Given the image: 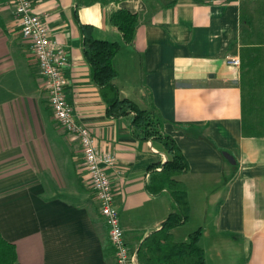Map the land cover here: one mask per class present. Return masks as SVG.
I'll use <instances>...</instances> for the list:
<instances>
[{"label":"crops","instance_id":"crops-1","mask_svg":"<svg viewBox=\"0 0 264 264\" xmlns=\"http://www.w3.org/2000/svg\"><path fill=\"white\" fill-rule=\"evenodd\" d=\"M89 1L33 4L68 53L66 96L76 120L117 158L111 177L130 250L173 211L166 190L149 188L169 156L134 136L133 115H107L81 26L121 44V97L157 110L189 163L179 180L191 216L173 230L175 241L201 230L206 264H264V0ZM120 10L139 16L133 44L110 24ZM235 57L240 67L229 64ZM0 234L16 247L18 264H117L82 146L56 123L9 0H0Z\"/></svg>","mask_w":264,"mask_h":264},{"label":"trees","instance_id":"trees-1","mask_svg":"<svg viewBox=\"0 0 264 264\" xmlns=\"http://www.w3.org/2000/svg\"><path fill=\"white\" fill-rule=\"evenodd\" d=\"M98 0H91L88 4ZM110 24L120 29L126 44H133L139 24V16L128 10L114 12ZM85 35L84 56L91 68L92 81L100 88L107 104V115L119 119L133 115L132 130L141 141L160 144L169 156L162 171L152 176L149 187L156 195L167 191L173 201V211L162 228L144 239L138 249V264H206L204 250L200 246L202 231L193 232L183 243L175 241L173 230L190 221L191 206L186 185L179 177L189 170V163L174 138L165 133L164 122L155 109H143L137 103L121 97L116 80L119 72L115 58L121 44L98 40L89 33V26H81ZM116 254V252H115ZM0 264H18L16 247L0 234Z\"/></svg>","mask_w":264,"mask_h":264},{"label":"built area","instance_id":"built-area-1","mask_svg":"<svg viewBox=\"0 0 264 264\" xmlns=\"http://www.w3.org/2000/svg\"><path fill=\"white\" fill-rule=\"evenodd\" d=\"M9 2L19 21L22 37L30 42L31 50L39 64L55 120L82 146L88 177L99 203L101 216L109 227L117 264H138V254L132 252L127 244L116 205L111 171L117 170V158L114 154L101 150L89 128L78 123L74 108L66 96L69 87L65 71L69 61L68 53L51 38L49 26L36 12L33 0ZM229 64L240 67L241 60L238 57L231 58Z\"/></svg>","mask_w":264,"mask_h":264},{"label":"rangeland","instance_id":"rangeland-1","mask_svg":"<svg viewBox=\"0 0 264 264\" xmlns=\"http://www.w3.org/2000/svg\"><path fill=\"white\" fill-rule=\"evenodd\" d=\"M56 121V120H55ZM56 123H57V121H56ZM58 124V123H57ZM191 227H184V228H182V229H180V231L179 232H181V233H179L178 234V238L177 239H179L182 235H185L187 232H188V230L190 229ZM177 241H179V240H177Z\"/></svg>","mask_w":264,"mask_h":264}]
</instances>
